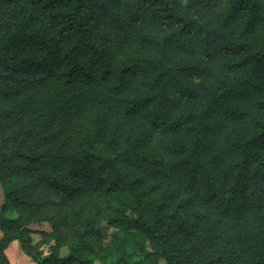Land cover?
Returning <instances> with one entry per match:
<instances>
[{
	"label": "trees",
	"instance_id": "trees-1",
	"mask_svg": "<svg viewBox=\"0 0 264 264\" xmlns=\"http://www.w3.org/2000/svg\"><path fill=\"white\" fill-rule=\"evenodd\" d=\"M0 187V264H264V0H0Z\"/></svg>",
	"mask_w": 264,
	"mask_h": 264
},
{
	"label": "crops",
	"instance_id": "crops-1",
	"mask_svg": "<svg viewBox=\"0 0 264 264\" xmlns=\"http://www.w3.org/2000/svg\"><path fill=\"white\" fill-rule=\"evenodd\" d=\"M2 201H3V193L1 189L0 204L2 203ZM43 229L48 230V228H43ZM0 235H1V231H0ZM5 253L8 259L10 260L11 264H35L20 248V245L17 240H13L9 243V245L5 249Z\"/></svg>",
	"mask_w": 264,
	"mask_h": 264
},
{
	"label": "rangeland",
	"instance_id": "rangeland-1",
	"mask_svg": "<svg viewBox=\"0 0 264 264\" xmlns=\"http://www.w3.org/2000/svg\"><path fill=\"white\" fill-rule=\"evenodd\" d=\"M0 190H1V189H0ZM30 226H31V228H33V229H38V230L43 229V228H48V230L50 229L49 224L46 223V222H42V223H32ZM36 237H37V236H36ZM65 252H66V249H65V248H62L61 253L64 254ZM47 253H48V252H47L46 249L44 248V250H43V255H47ZM94 264H100V263L97 261V262H95ZM160 264H165V261H164V260H161Z\"/></svg>",
	"mask_w": 264,
	"mask_h": 264
}]
</instances>
